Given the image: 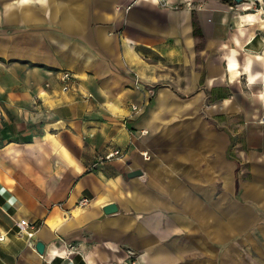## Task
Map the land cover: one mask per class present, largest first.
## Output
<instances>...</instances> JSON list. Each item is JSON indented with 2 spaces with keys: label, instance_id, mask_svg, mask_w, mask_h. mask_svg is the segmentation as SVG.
<instances>
[{
  "label": "crops",
  "instance_id": "1",
  "mask_svg": "<svg viewBox=\"0 0 264 264\" xmlns=\"http://www.w3.org/2000/svg\"><path fill=\"white\" fill-rule=\"evenodd\" d=\"M257 110L264 0H0V264H264Z\"/></svg>",
  "mask_w": 264,
  "mask_h": 264
},
{
  "label": "built area",
  "instance_id": "2",
  "mask_svg": "<svg viewBox=\"0 0 264 264\" xmlns=\"http://www.w3.org/2000/svg\"><path fill=\"white\" fill-rule=\"evenodd\" d=\"M60 82L61 84L66 88V86L71 82L73 81V75L70 71L68 70H62L61 73H60ZM133 110L136 109V106H133L132 108ZM120 154V150H113L109 153H107L105 156H104V159H110L116 155ZM145 157H146V154L144 153L143 154ZM88 202V198H82L81 199V203H87ZM16 227L18 229V232L21 233V234H25L29 240H32L33 239V236H34V230H33V226H32V223L25 219V218H22L20 220H18L16 222Z\"/></svg>",
  "mask_w": 264,
  "mask_h": 264
},
{
  "label": "rangeland",
  "instance_id": "3",
  "mask_svg": "<svg viewBox=\"0 0 264 264\" xmlns=\"http://www.w3.org/2000/svg\"><path fill=\"white\" fill-rule=\"evenodd\" d=\"M248 100L249 99H247L246 102L243 101L244 105L246 104L247 107H249L251 105ZM217 117L218 116H216V115L214 116V122L221 124L222 123V120H220ZM245 121L248 122V123H250V124H255V126H256V132L258 134V131H257L258 126H260L262 123H264V112H261L260 110H257L254 115H252V114H250L249 116L247 115L246 116V119L245 120L243 119L242 122H245ZM243 134H245V132H243Z\"/></svg>",
  "mask_w": 264,
  "mask_h": 264
},
{
  "label": "water",
  "instance_id": "4",
  "mask_svg": "<svg viewBox=\"0 0 264 264\" xmlns=\"http://www.w3.org/2000/svg\"><path fill=\"white\" fill-rule=\"evenodd\" d=\"M235 2L239 3L243 0H234ZM142 173V170L140 169H136V170H132L130 172H128V175L129 176H135V175H139ZM103 210L105 213L109 214V213H113L115 211H117V205L115 203H109V204H106L104 207H103ZM36 249L42 253L43 250H44V244L43 242L41 241H37L36 242Z\"/></svg>",
  "mask_w": 264,
  "mask_h": 264
},
{
  "label": "trees",
  "instance_id": "5",
  "mask_svg": "<svg viewBox=\"0 0 264 264\" xmlns=\"http://www.w3.org/2000/svg\"><path fill=\"white\" fill-rule=\"evenodd\" d=\"M194 31H195V33H200V30H199L198 26L196 25V22H194Z\"/></svg>",
  "mask_w": 264,
  "mask_h": 264
}]
</instances>
